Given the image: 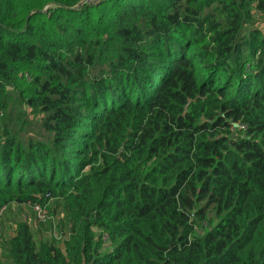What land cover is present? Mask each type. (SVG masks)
Segmentation results:
<instances>
[{
  "label": "trees",
  "instance_id": "1",
  "mask_svg": "<svg viewBox=\"0 0 264 264\" xmlns=\"http://www.w3.org/2000/svg\"><path fill=\"white\" fill-rule=\"evenodd\" d=\"M264 0H0L8 264H264ZM1 264V261H0Z\"/></svg>",
  "mask_w": 264,
  "mask_h": 264
},
{
  "label": "rangeland",
  "instance_id": "2",
  "mask_svg": "<svg viewBox=\"0 0 264 264\" xmlns=\"http://www.w3.org/2000/svg\"><path fill=\"white\" fill-rule=\"evenodd\" d=\"M259 27H264V20L258 21ZM41 208L36 210L35 207L19 204H11L0 210V261L1 264H8L7 251L3 250V244L14 234L16 225L27 223L34 232H36L40 241L57 242L61 248L68 237V228L62 227L59 229V224L62 221L60 210L55 209V204L50 203L48 207V220L44 222L43 215L39 212ZM46 217V215H45Z\"/></svg>",
  "mask_w": 264,
  "mask_h": 264
},
{
  "label": "built area",
  "instance_id": "3",
  "mask_svg": "<svg viewBox=\"0 0 264 264\" xmlns=\"http://www.w3.org/2000/svg\"><path fill=\"white\" fill-rule=\"evenodd\" d=\"M35 208H36V210H38V208H40V207H39V206H35ZM41 210H42V209H41ZM39 213L43 215V218L45 219V220H44V222L48 220V218H47V217H45V215H46V213H45V212H43V211H40Z\"/></svg>",
  "mask_w": 264,
  "mask_h": 264
}]
</instances>
